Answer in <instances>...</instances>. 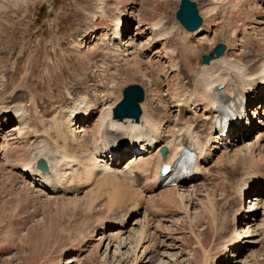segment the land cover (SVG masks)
I'll return each mask as SVG.
<instances>
[{
    "label": "rangeland",
    "instance_id": "374dc122",
    "mask_svg": "<svg viewBox=\"0 0 264 264\" xmlns=\"http://www.w3.org/2000/svg\"><path fill=\"white\" fill-rule=\"evenodd\" d=\"M100 1L0 0V107L22 106L32 112L36 109L44 112L48 105L57 104L56 112L43 114L45 118L37 123L39 126L32 123L38 133L46 132L51 141L48 145L54 147L53 150L65 147L69 153L73 151L71 154L75 151L80 154L93 149L98 142L100 112L92 118L89 129L76 133L73 145L71 138L75 131L69 130L66 140L57 139L58 134L51 125L57 121L64 123L62 129L66 127L68 115L62 112L69 91L73 90L78 96L98 93L107 99V104L115 106L122 99L124 88L132 84L141 85L147 92L145 101L147 97L150 99L148 81L152 79L163 83L157 97L162 96L167 104L173 101V95L192 90L196 67L201 66L202 57L213 52L218 44L225 45L226 52L243 61L256 56L257 52L264 53V25L254 23L259 18L264 20V0H192L197 3L203 25L211 27V31L190 40L191 47L180 42L187 32L176 19L180 0H105L103 7L107 13L103 16L95 13ZM209 2L218 5L215 15L214 12L204 14ZM116 3L129 22L126 45L119 47L106 33L112 32L114 27L109 13L112 14ZM161 20L168 31H173L175 40L151 44L152 28ZM139 45L147 49L145 57L136 52ZM169 46L178 49L179 54L166 50ZM104 61L117 66L109 63L107 66ZM169 61H177L180 70H173L174 65ZM165 104H154L159 121ZM252 113L251 110V119ZM8 125L12 127L15 123ZM9 129L1 131L0 137ZM198 129L205 128L198 126ZM11 133L10 144L2 146L4 152H0L6 156L5 161L15 166L10 170L5 161H0V264H158L161 257L169 264H205V251L211 257L208 264H264V199L258 205L253 203L254 212L248 213L249 203L254 201L251 195L239 204L237 195L232 194L233 186L246 170L244 158L239 157L235 162L225 157L224 162L216 165L214 161L221 155L219 152L213 162H209L204 177L193 183L201 192L193 204L186 201L188 211L179 201L177 204L162 202L157 207L160 209L157 219L162 222L153 223L147 230L148 240L138 255H133L134 250L128 246L120 250V256H115V248L107 254L105 247H94L96 236L93 240L90 238L94 232L101 233L98 228L103 220L117 218L130 208L132 193L121 194L114 200L112 188L105 186L80 190L76 195V192L50 193L36 188L21 175L19 168L31 159L26 153L27 144L21 142L16 131ZM256 136L257 132L250 141L254 142ZM39 145L36 142L32 145L36 149L34 153ZM234 151L230 155H234ZM258 167L262 171L264 163ZM241 207V215L235 218L236 210ZM141 215L137 218H142ZM248 223L251 232L254 231L248 239L254 243L243 247L241 244L233 250L230 241L235 231L244 229ZM146 247L149 253L142 257L141 251Z\"/></svg>",
    "mask_w": 264,
    "mask_h": 264
},
{
    "label": "bare ground",
    "instance_id": "6f19581e",
    "mask_svg": "<svg viewBox=\"0 0 264 264\" xmlns=\"http://www.w3.org/2000/svg\"><path fill=\"white\" fill-rule=\"evenodd\" d=\"M104 1L101 0L95 10V13L100 12L102 16L107 13L103 7ZM210 2L204 11L205 15L210 14V12H214L215 15L217 11L218 5ZM119 5L116 3L112 7V14L109 13L110 18L114 22V27L112 32H106L107 38L112 43L113 41L117 43L118 47L123 45V43L124 46L126 45L124 39H127L129 30L128 17L126 13L120 11ZM254 23L264 25V20L262 21V18H259ZM210 28L203 25L194 32L187 31L180 42L185 46L191 47L193 43L190 40L199 39L207 35L211 31ZM253 30L256 31L257 29L254 28ZM174 36L173 31L167 30L163 20L158 21L152 28L151 39L153 41L151 44L154 43L156 45V43L161 41L175 40ZM132 40L135 41L134 38H129V41ZM139 47V51L136 52L139 56L145 57L147 49L143 50L141 45ZM166 50H171L172 53L177 51L176 53L178 54L180 52L170 46ZM256 54L254 57L250 56L248 61H243L230 55L229 51H227L220 58H214L209 64L201 63V66L195 69V77L191 82L192 90L186 94L173 95V101L167 104L163 101L162 96L157 97V94L159 95L162 92L163 83L149 79L148 83L151 86L152 95L150 93V99L147 97L142 105L143 111L140 122L114 120L112 118V110L115 106L107 104V99L100 97L97 95L98 93L92 96H90L91 94L78 96V94L75 95L72 92L73 90L69 91V97L64 105L67 108L65 107L62 112L68 115L66 127L62 129L64 123L61 125L57 121H53L54 123L51 125L53 131L55 130L58 134V140H66L69 130H72L75 131V135L73 134V138H71L72 144L77 140L76 133L89 129L88 125L92 118L98 112L101 114L100 125L97 128V144L93 149H88L80 154L76 153V151L71 154L73 151L69 153L65 147L64 149L55 148L56 150H53L52 148L54 147L50 148L48 145L51 141L45 134L46 132L40 134L38 133L39 131H36L37 129L33 128L36 125L39 126L37 123H41V119L45 118L44 113L56 112L57 104H47L48 106L45 107L44 112L37 109L32 112L22 106L15 109L2 106L0 107V133L8 128L11 130L9 129L10 131L2 134V138L0 137V152L4 148L2 146L6 147L10 144V140H12V138H9L12 135L11 132L16 131L21 142L27 144L26 153H28V157H31L29 162L19 166L21 175L28 179L34 187L50 191V193L66 194L68 192H76V195L80 190L92 189L95 186H105L106 189H108L107 187L112 188V199L114 200L122 196L121 194L126 196L132 193L133 199L131 198L132 204L130 208L117 218L103 220L98 228L101 233L95 234L94 232L93 235L91 234V240L94 239L93 237H97L94 240L96 241L95 244L93 243L94 247L98 249L105 247V253L107 254L115 248V256L117 254L120 256V250L128 246L134 250L133 255H138V252L148 240L147 230L153 226V223L158 224L162 220L157 219L160 217L158 216L160 215L158 212L160 209L158 210L157 207L162 202L164 204H177L179 201L187 210L186 201H189L188 203L194 202V198L201 192L198 188L199 186L193 183L198 181L196 180L197 178L204 177L203 175L207 171L209 162L216 158L219 152H221V155L219 154L214 161L216 165L224 162L227 157L234 161L239 157L244 158L243 166L247 165L246 170L237 181L238 183L233 186L232 194L237 195L239 204H241L244 197L251 195L254 201L249 203L251 206L247 212L252 213L254 212V205H258L264 199V169L261 171L258 167L259 164L261 165L262 163L263 165L264 163V119L262 120L264 118V53L257 52ZM109 61L107 63L110 64ZM104 62L106 63V61ZM169 62L174 65L173 70L176 72L180 70L179 65L176 64L177 61ZM107 63L105 65L109 66ZM113 63L115 62L113 61ZM149 64H151L150 61ZM115 65L113 66L116 67L117 65ZM183 85L185 84L183 83ZM183 90L187 91L186 87H183ZM236 102L243 103L241 115L246 124L237 126L235 132L227 139H224L217 127L224 116L221 113V108L227 103ZM155 103H158V105L165 104L161 121L156 118L158 116H155ZM251 110L253 111V119L250 118ZM9 123H15V125L11 127L8 125ZM32 123L36 125L32 127ZM198 126L201 129H205L196 130ZM172 128L179 129L178 133L174 132ZM78 129L79 131L76 132ZM255 132H257L256 139L251 142L250 139ZM35 142L36 144L40 143L36 153H34L36 149L32 146ZM52 144L54 145L53 142ZM164 147L168 149L167 158H163L160 152ZM234 148L239 149L234 151ZM186 149L198 152L193 176L182 180L180 185H165L166 178L160 177L161 168L166 165L171 169H175ZM232 151H234V155H230ZM5 159L6 156L0 153V161H5ZM40 159L47 161L49 166L48 173H42L37 168V163ZM4 164L7 168L13 169L14 165L11 166L8 161H5ZM190 183L191 185H189ZM186 187L190 188L185 189ZM94 202L97 203L98 201ZM255 202L257 203L253 205ZM262 205L264 208V204ZM242 210V207L236 210L235 218L241 215ZM141 214L143 217L137 218ZM186 215L188 216L189 214ZM247 216L246 214L244 218L247 219ZM248 220H250V217H248ZM131 222L132 224L130 225ZM248 225L249 223L244 227V229H247L246 232L243 231V228L240 231H235L236 237L234 236L230 241L233 250L240 248L241 244L243 247L245 244L254 243L252 239H248L251 238L250 234L254 232L253 230L251 232V226ZM246 239L248 240L246 241ZM87 245L89 246V244ZM200 246H203V244ZM148 253L149 250L146 247L141 251V256L143 257ZM210 258V253L205 251V264L210 262ZM234 260H237V258ZM158 264H169V262L164 261L163 257H161Z\"/></svg>",
    "mask_w": 264,
    "mask_h": 264
},
{
    "label": "water",
    "instance_id": "95a60500",
    "mask_svg": "<svg viewBox=\"0 0 264 264\" xmlns=\"http://www.w3.org/2000/svg\"><path fill=\"white\" fill-rule=\"evenodd\" d=\"M177 21L188 32H194L203 26V18L199 14L197 3L192 0H180L179 8L176 13ZM227 48L223 44L218 46L209 55L202 57V64H209L214 58H220L226 52ZM122 100L113 108V119L120 122L131 120L140 122L142 116L141 103L145 101V90L139 84L127 86L122 92ZM162 157L167 158L168 149H161ZM37 168L42 173H48L49 166L47 161L40 159L37 163ZM170 168L163 165L161 176L166 177L169 174Z\"/></svg>",
    "mask_w": 264,
    "mask_h": 264
}]
</instances>
